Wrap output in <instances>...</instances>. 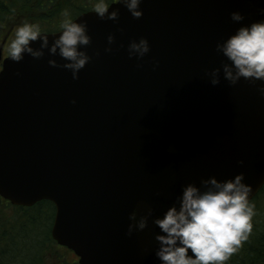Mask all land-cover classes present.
Returning a JSON list of instances; mask_svg holds the SVG:
<instances>
[{
	"label": "water",
	"instance_id": "obj_1",
	"mask_svg": "<svg viewBox=\"0 0 264 264\" xmlns=\"http://www.w3.org/2000/svg\"><path fill=\"white\" fill-rule=\"evenodd\" d=\"M140 7V18L117 4L116 21L92 10L75 17L91 36L92 59L78 79L50 66L47 49L1 64L0 197L21 207L52 202L51 237L79 264H160L158 226L149 217L129 236V214L152 208L162 216L188 183L243 172L250 200L264 186V97L243 78L231 85L221 70L212 85L206 74L221 66L217 41L264 19V0H142ZM232 11L244 20L233 22ZM140 37L150 51L130 58L128 44Z\"/></svg>",
	"mask_w": 264,
	"mask_h": 264
},
{
	"label": "clouds",
	"instance_id": "obj_2",
	"mask_svg": "<svg viewBox=\"0 0 264 264\" xmlns=\"http://www.w3.org/2000/svg\"><path fill=\"white\" fill-rule=\"evenodd\" d=\"M141 2L94 0L91 8L100 19L116 21L119 8H111L113 4L123 5L132 17L140 18L143 15ZM259 12L264 16V7ZM62 16L58 28L52 33L44 31L38 23L23 20L16 26L14 38L8 45V58L20 62L25 54H30L38 59L45 55L47 49L50 66L70 70L72 78L78 79L80 70L92 59L87 52L91 36L85 21L78 22L67 10L62 12ZM230 18L233 22L244 20L240 11H232ZM49 34L54 37L51 44ZM37 40L39 47H33L31 42ZM114 41L115 37L110 33L105 52L113 51L111 45ZM215 48L223 59L220 67L206 73L210 83H220L222 70L223 78L231 85H236L243 78L264 97V19L241 24L226 39L217 41ZM149 51L150 44L146 37L133 39L128 44L130 58L140 60ZM55 56H59L64 63L60 64L51 58ZM239 163L243 164V161ZM251 192L252 186L244 182L243 172L224 180L216 176L201 179L199 186L194 182L188 183L182 187L176 202L162 216H153L152 208L142 213L138 208L133 209L129 214L127 235L144 230L149 217H152L153 224L160 230L155 235L159 244L155 255L160 264H226L238 252L242 242L248 240L253 230L252 219L256 213L255 205L250 200Z\"/></svg>",
	"mask_w": 264,
	"mask_h": 264
},
{
	"label": "trees",
	"instance_id": "obj_3",
	"mask_svg": "<svg viewBox=\"0 0 264 264\" xmlns=\"http://www.w3.org/2000/svg\"><path fill=\"white\" fill-rule=\"evenodd\" d=\"M94 0H0V44L6 36L13 34L23 20L38 22L46 32H53L62 21V12L67 10L73 17L92 10ZM251 202L255 205L252 219L253 230L247 241L242 242L226 264H264V186ZM0 200V264H45L44 248L51 251L56 243L50 228L54 217V206L48 200L31 207L12 206ZM13 208V218L1 214L2 205ZM4 206V205H3ZM11 213V214H12ZM5 218V219H4ZM56 250L58 246L56 245ZM66 251V249L64 248ZM63 251V252H65ZM57 256L46 264H76Z\"/></svg>",
	"mask_w": 264,
	"mask_h": 264
},
{
	"label": "rangeland",
	"instance_id": "obj_4",
	"mask_svg": "<svg viewBox=\"0 0 264 264\" xmlns=\"http://www.w3.org/2000/svg\"><path fill=\"white\" fill-rule=\"evenodd\" d=\"M35 23H38V22H35ZM39 24V23H38ZM14 32H15V30H14ZM14 32H13V34L9 37V43H10V41H11V39L12 38H14ZM9 45V44H8ZM8 48V47H7ZM7 48H5V51H4V53L6 52V49ZM8 204V203H7ZM4 205V206H3ZM2 205V212L3 213H1V214H4V215H7L8 216V218L9 219H12L13 218V214L14 213H12V211H13V208H12V206H10V205H5V204H3ZM12 213V214H11ZM5 219V218H4ZM57 245V244H56ZM56 245H55V248H53L51 251H49L48 250V248L46 247V248H44V258H45V264L48 262V259H49V261L51 260L53 263L55 262L53 259H56L57 258V256H53V253H56V251H57V254H65L66 256H65V259L66 260H68V261H70V262H77V256L76 255H74L71 251H69V250H64V248L63 247H59V245H58V250H56ZM63 251H65V252H63Z\"/></svg>",
	"mask_w": 264,
	"mask_h": 264
},
{
	"label": "flooded vegetation",
	"instance_id": "obj_5",
	"mask_svg": "<svg viewBox=\"0 0 264 264\" xmlns=\"http://www.w3.org/2000/svg\"><path fill=\"white\" fill-rule=\"evenodd\" d=\"M11 35H12V34H11ZM8 44H9V36H7V38H6V40H5L4 47H3L2 57H1V59H0V68H1V61H2V59H3L4 57L7 56V52H5V55H4V51H5V48L8 47ZM6 51H7V49H6ZM0 200H2V199L0 198Z\"/></svg>",
	"mask_w": 264,
	"mask_h": 264
}]
</instances>
